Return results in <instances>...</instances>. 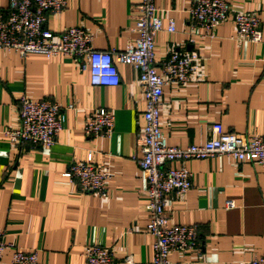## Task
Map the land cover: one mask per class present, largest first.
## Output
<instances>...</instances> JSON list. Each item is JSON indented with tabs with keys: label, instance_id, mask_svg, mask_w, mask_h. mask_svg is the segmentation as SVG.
Here are the masks:
<instances>
[{
	"label": "crops",
	"instance_id": "crops-1",
	"mask_svg": "<svg viewBox=\"0 0 264 264\" xmlns=\"http://www.w3.org/2000/svg\"><path fill=\"white\" fill-rule=\"evenodd\" d=\"M195 0H155L163 26L175 31L155 36L158 65L172 52L197 53L199 67L183 85L162 89L159 127L172 147L203 145L210 128L224 133L264 135V0H224L232 13H255L262 41L234 39L231 17L212 36L188 27ZM140 0H67L65 9L47 16L54 34L79 26L92 36L95 50L115 59L133 44L137 33L129 10ZM8 0H0V13ZM117 87H93L76 60L0 51V228L4 241L23 252L37 251V264H87V245L113 253V264H151L153 237L142 195L145 179L136 160L144 127L145 102L137 75L115 62ZM159 72V70H157ZM50 101L64 113L63 128L50 148L11 144L5 132L20 125L19 98ZM103 108L114 115L109 138H89L84 121ZM92 154V165L107 168V195L78 191L63 177L69 167ZM174 164L173 166H177ZM191 188L171 194L164 211L167 226H196L199 249L170 253L169 264H244L264 257V168L226 156L191 160ZM232 201L234 208L225 209ZM11 250L0 264H10ZM131 257L132 262L123 259Z\"/></svg>",
	"mask_w": 264,
	"mask_h": 264
},
{
	"label": "built area",
	"instance_id": "built-area-1",
	"mask_svg": "<svg viewBox=\"0 0 264 264\" xmlns=\"http://www.w3.org/2000/svg\"><path fill=\"white\" fill-rule=\"evenodd\" d=\"M67 0H8L5 12L0 13V51H11L19 57L36 54L47 58L66 57L78 61L80 69L89 75L93 87H117L120 77L115 62L130 66L145 102L144 127L139 135L141 157L136 160L143 173L146 188L148 215L146 232L154 241L152 263L169 264L168 255H185L199 249L196 226H167L164 208L168 197L183 194L191 188V173L184 164L191 160H204L226 156L238 163L252 162L264 168V135H239L224 133L218 124L210 128V138L203 145L185 148L172 147L159 127L162 89L167 85L187 83L199 67L197 53L172 52L158 65L155 63V36L161 31L173 33L174 21L163 26L155 0H140L129 10L137 38L125 51L113 58L111 53L97 51L92 46V36L82 27L75 26L54 34L46 27L49 14L61 13ZM188 27L204 30L212 36L214 29L231 17L236 41L259 44L262 25L255 13H232L224 0H195L188 10ZM159 70V72L157 71ZM20 125L7 130L5 136L11 144L27 143L31 149L50 148L63 128L64 113L50 101L32 102L25 96L19 98ZM114 115L103 109L95 110L83 123V133L89 138H109L113 132ZM174 164H178L176 167ZM69 183H76L81 193L107 195L111 177L107 168L92 165V154L83 163L74 164L63 174ZM234 208L232 201L225 209ZM11 250L10 264H37V251L23 252L4 241L0 228V263L5 250ZM83 257L87 264H113L112 252L99 245H87ZM131 263V257L123 259ZM244 264H264V257L253 258Z\"/></svg>",
	"mask_w": 264,
	"mask_h": 264
}]
</instances>
